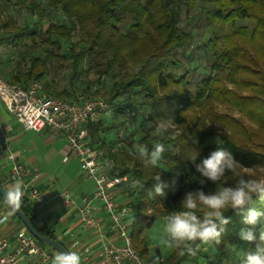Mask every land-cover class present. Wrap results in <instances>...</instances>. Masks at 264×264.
I'll list each match as a JSON object with an SVG mask.
<instances>
[{
    "label": "trees",
    "instance_id": "16d2710c",
    "mask_svg": "<svg viewBox=\"0 0 264 264\" xmlns=\"http://www.w3.org/2000/svg\"><path fill=\"white\" fill-rule=\"evenodd\" d=\"M203 1L0 0V49H6V62L4 65L0 63L3 81L20 86L39 81L47 94L67 100H75L77 95L83 99L99 97L112 107L110 118L99 119L85 127L93 146L112 158L121 174H131L144 184L142 189L134 187L128 194L127 204L133 211L130 223L132 243L146 264H154V261L156 264H181L187 260L189 254L180 255L177 249L157 261L156 256L148 251L146 236L157 219L181 210V201L187 191L202 189L209 193L219 187L235 186L237 177L230 172H226L217 185L211 181L203 185L199 183L201 177L195 163L211 151L222 147L231 152L242 167L263 168L264 181V0H206L211 4L206 9L202 6ZM255 4L261 7L257 8ZM18 13L27 19L19 23L14 17ZM181 14L187 23L204 20L200 34L203 28L212 27L216 22L227 28L222 35L225 47L216 52L213 65L226 67V81L232 88L209 77L202 79L195 95L183 85L188 71L179 65L177 55L185 58L189 55L186 47L194 41L195 25L185 29L181 25ZM236 17L252 20V28L231 27ZM125 18L129 22L122 30L120 25ZM76 29L80 31L79 39L70 42ZM63 43L67 44L65 51H62ZM197 48L205 51V43L194 47ZM63 62L70 68V74L66 85L58 88L57 83L47 76L49 68L58 69ZM84 63L87 67L81 79ZM175 67L182 69L183 73L175 72ZM90 72L95 75L92 80L87 79ZM106 77L109 83L104 79ZM171 84L179 87L173 89ZM205 95H208L206 99ZM195 97H203L210 120H220L221 117L211 109V100L215 99L244 113L255 122L256 130L249 131L239 123L243 138L233 141L232 137L224 136L215 143V132L199 124L203 117L191 118L185 114ZM127 111L132 113V120L140 115L144 122L151 120L166 125L168 131L164 135H155L154 129L148 127L151 133L141 138L149 148L156 143L164 144L166 151L158 166L146 165L136 154L134 131H127L123 119ZM107 120L112 124L107 125ZM230 120L233 130V119ZM122 126L129 140H120L118 146V137L107 142L103 134ZM194 150L199 152L195 163L189 158ZM157 173L167 185L163 189L165 194L160 196L153 192L150 197L149 190L156 183L152 177ZM0 185L4 186L1 180ZM249 209L264 211V198L254 195L240 214L231 209L224 213L230 222L225 226L220 243H213L218 253L207 254L205 264L228 263L226 251L229 245L241 240L239 233L242 229L253 227L243 223V216ZM20 210L39 234L57 240L53 230L36 214L25 196ZM198 215L203 213L198 212ZM13 217L28 232L15 214ZM254 231L257 241H244L242 256L231 264H241L245 253L255 252L259 235L264 232V219L254 226ZM37 242L48 251L57 253L47 243Z\"/></svg>",
    "mask_w": 264,
    "mask_h": 264
},
{
    "label": "built area",
    "instance_id": "2783aa9c",
    "mask_svg": "<svg viewBox=\"0 0 264 264\" xmlns=\"http://www.w3.org/2000/svg\"><path fill=\"white\" fill-rule=\"evenodd\" d=\"M0 101L23 128L34 131L47 128L52 134L63 138L67 143L63 162L69 158L76 159L81 172L94 182L90 195L75 199L67 190H62L58 197L64 208L74 210L79 215L85 229L96 226L93 217L97 208L95 202L101 203L100 207L109 218V227L114 236L106 237L98 250L100 264H146L133 246L126 223L132 206L127 204V199L118 202L114 198L121 190L128 196L134 189L133 182L138 179L131 174H121L113 168V159L106 157L102 149L93 146L85 127L99 119L110 118L113 115L110 104L102 98L83 99L80 95L75 100H67L45 93L39 81L20 86L7 83L1 78ZM117 146L112 150H116ZM0 159L9 165L4 179L8 182L22 180L26 186L24 196L36 214L41 215L47 201L35 185L39 173L17 160L11 149L10 136L3 129H0ZM4 221L0 217V225ZM25 259H30V264L45 262L50 259V252L24 229L16 232L12 248L9 241L0 234V264H21Z\"/></svg>",
    "mask_w": 264,
    "mask_h": 264
},
{
    "label": "clouds",
    "instance_id": "9594fccd",
    "mask_svg": "<svg viewBox=\"0 0 264 264\" xmlns=\"http://www.w3.org/2000/svg\"><path fill=\"white\" fill-rule=\"evenodd\" d=\"M147 127L154 129L155 135H164L168 129L163 122H148ZM135 152L143 159L146 165L158 166L163 158L166 149L164 144L156 143L151 148L147 145H134ZM199 152L194 150V154L189 158L195 163ZM242 165L225 148H217L203 158L199 163H195L196 171L200 174L199 183L205 184L211 181L218 184L225 176L226 172L232 173L237 177L235 186H223L214 192L205 193L202 189L187 191L181 201V210L173 211L165 218L163 235L160 244L167 249L179 250L180 255L185 253L196 255L201 244H219L225 226L230 222L224 213L229 209L240 214L242 209L252 202V197L259 196L264 198V181L241 175L238 168ZM152 179L156 181L153 189L149 190V196H163V189L167 186L161 179L159 173ZM144 184L134 181L133 187ZM25 185L22 180L16 179L9 186L0 187V200L4 203V208L0 209V217L7 220L10 216L17 213L23 204L25 195ZM202 212L203 215H198ZM264 219V211L259 209H249L243 216V223L251 225V228H244L239 236L243 241L255 243L257 236L254 226ZM78 243V242H77ZM157 257V261H158ZM51 264H81V256L76 251H58L52 258ZM156 264V261H154ZM241 264H264V232L259 235V243L255 252L249 251Z\"/></svg>",
    "mask_w": 264,
    "mask_h": 264
},
{
    "label": "crops",
    "instance_id": "0c3cea01",
    "mask_svg": "<svg viewBox=\"0 0 264 264\" xmlns=\"http://www.w3.org/2000/svg\"><path fill=\"white\" fill-rule=\"evenodd\" d=\"M0 129L6 131L10 136L11 149L17 160L26 163L32 171L39 173L35 185L47 201L39 216L53 230L57 240L68 251H76L80 254L81 264H100L98 250L106 237L114 236L113 230L109 227V218L100 207L101 203L95 202L97 208L93 212V217L96 220V226L85 229L79 215L74 210L64 208L58 197L62 190H67L73 198L79 199L83 195H90L94 188V182L81 172L76 159L69 158L63 162L62 157L67 150L66 141L60 136L52 134L47 128L40 131L23 128L15 116L6 110L1 101ZM8 167V163L4 159H0V180L5 186L12 183L4 179ZM113 168L119 170L114 160ZM76 169L80 170L85 178L77 179L76 174L73 173ZM89 180L92 182L90 187ZM114 198L118 202H123L127 199V194L121 190L116 193ZM4 207V203L0 200V209ZM132 212L126 219L129 233ZM20 228L22 229L21 225L13 215L0 225V234L9 241L10 248L14 244L15 234ZM147 242L148 251L156 258L158 257V260L164 259L171 252V249L168 250L164 246L154 245L148 236ZM49 252V260L35 264H51L56 253ZM21 264H30V259H25Z\"/></svg>",
    "mask_w": 264,
    "mask_h": 264
},
{
    "label": "rangeland",
    "instance_id": "374dc122",
    "mask_svg": "<svg viewBox=\"0 0 264 264\" xmlns=\"http://www.w3.org/2000/svg\"><path fill=\"white\" fill-rule=\"evenodd\" d=\"M202 6L207 8H210L211 4L208 3L206 0L202 2ZM255 6L261 7L260 4H255ZM198 8V7H197ZM15 19L20 23L27 18L22 14H14ZM129 22V19L125 18L124 21H122V24L120 25L121 29H125L127 24ZM202 23H204V20L200 19L195 21H191L190 23H187V19L184 18V15L181 14V25L185 29H190L191 27L194 28L193 25H195V28L193 30L194 33V43L192 42L191 45L186 47V51L189 54L186 58L190 59L187 61V59L183 56H178L177 59L179 61V65L182 66V69L187 70V75L185 79V85L191 92L192 95H195L196 89L202 85V79H205L209 77L211 80L215 81H220L224 82L225 85L229 88H232L233 86L226 81V74L227 70L226 67L222 66L221 68H217L213 65V62L216 57V52L220 49H223L225 47V40L224 37L222 36L223 33L227 31V28L222 27L219 22L214 23V26L212 27H207L202 29V33L200 34V29L202 28ZM231 27H246L248 29H251L253 26V21L249 19H242L239 17H236L234 20L231 22ZM80 31L79 29H76L73 34L70 37V42H75L79 39ZM230 39H233V36L230 37ZM208 40H210V44H208ZM202 42L205 43V51L194 49L196 45H200ZM66 43H63L62 51L66 50ZM233 44L230 45L232 48ZM64 53V52H63ZM6 58V49H0V63L3 65L5 64V59ZM63 66L60 64L58 69H53L49 68L48 71V76L47 78L53 79L56 83L58 88H62L66 85L67 78L69 77L70 74V68L66 67V63H62ZM1 65V64H0ZM86 63L83 64V69L80 74V78H84V71L86 70ZM1 68V67H0ZM175 72L183 73V70L175 67ZM95 78V75L90 72L87 75L88 80H92ZM104 79H107L104 78ZM109 79V78H108ZM107 79V82L109 83ZM175 80V78H174ZM42 84V83H41ZM173 86L174 88H178L176 84H171L170 87ZM160 92V91H159ZM78 93V92H77ZM245 93V92H244ZM204 97V95H203ZM203 97H197L194 98L193 104L187 108L185 114L188 117L194 118L195 116L199 115L203 118H201L199 124L201 126H206L210 129H212L215 133L213 139L214 142L217 143L218 140L221 137L224 136H229L232 137L233 141H237L236 139L243 138L244 136L242 133H240V130L238 128L239 123L242 124L244 127H246L249 131H255L257 126L255 122L249 120L247 116L242 113L241 111L237 110L235 107L230 109L227 105L219 103L217 100H211V109L214 110V112L218 113L221 117L220 120H210L207 116V109H204V99ZM208 97V95H205V99ZM99 98V97H98ZM103 99V98H102ZM205 110V111H204ZM206 114H205V113ZM131 112H126L125 115H123V119L126 120V126H127V131H134V139L135 142L134 144H142L146 145V142L144 140H141V138L147 134L151 133V129L149 130L148 127L146 126L148 122H144L142 120V116L137 115L134 120L131 119L132 117ZM144 118H147L146 115H143ZM106 119V118H103ZM230 119H233V130L231 129L232 122ZM106 121V120H105ZM153 122V121H151ZM107 125L112 124L109 120L106 122ZM105 136V139L107 142H111L112 140H116L117 137L119 139V144L120 140L128 141L129 139L127 138V133L124 131L123 126L120 127V129H112L109 132H105L103 134ZM147 138V137H146ZM260 141V140H256ZM258 146V145H257ZM262 171L263 168L260 167H251V168H244L240 167L238 168V172L243 174L245 178L247 179L248 177L254 178L257 180L262 181ZM76 174V178L79 180H82L84 175L80 172V170L76 169L74 172ZM13 183V182H12ZM89 187L92 185V182L89 180L88 181ZM165 218L164 219H157L154 224L148 229L146 235L149 237L150 241L154 245H159L162 247L160 244L161 237L163 235V226L165 224ZM21 229V228H20ZM245 243L242 241V239L237 242L236 244H231L229 245L227 251H226V262L227 264L233 263V260H238L244 251ZM169 250V249H168ZM199 252V253H198ZM197 252L196 255H188V258L186 261L182 262L181 264H205L206 263V255L212 254V253H218L217 247L214 246L213 243L210 244H201L199 251ZM211 256V255H210Z\"/></svg>",
    "mask_w": 264,
    "mask_h": 264
},
{
    "label": "water",
    "instance_id": "95a60500",
    "mask_svg": "<svg viewBox=\"0 0 264 264\" xmlns=\"http://www.w3.org/2000/svg\"><path fill=\"white\" fill-rule=\"evenodd\" d=\"M3 185H0L2 187ZM16 217L19 219V221L22 223L24 228L36 239L39 241H42L44 243H47L52 248H54L57 252L58 251H68L60 242H58L55 239L49 238L47 236L39 234L31 225L29 220L26 218L24 213L19 210L17 213H15Z\"/></svg>",
    "mask_w": 264,
    "mask_h": 264
}]
</instances>
